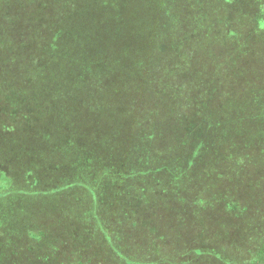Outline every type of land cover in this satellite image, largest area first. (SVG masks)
<instances>
[{
    "label": "rangeland",
    "instance_id": "obj_1",
    "mask_svg": "<svg viewBox=\"0 0 264 264\" xmlns=\"http://www.w3.org/2000/svg\"><path fill=\"white\" fill-rule=\"evenodd\" d=\"M94 3V0H87L80 5ZM262 4L264 8V0ZM4 11H7L6 20L0 28V53H5L0 56V114L6 117L3 127L11 126L10 132L23 137L21 143L16 140L20 135L3 136L0 146L7 145L18 151V146L26 145L27 149L18 148L23 163L12 173L10 183L7 181L9 176L0 178V192L6 184L17 189L7 195V199L2 198L0 264H120V261L124 264L130 251L131 255L132 251L137 252L133 254L137 255L134 261H143L135 264H149L156 260L161 261L156 264H234V255L242 261L245 257L242 264H250V255L256 253L255 245L264 243V202H247L251 211L249 215L255 216L253 223L248 215L245 218L229 216L217 199V196L229 192L236 196L241 191L240 184L234 181L236 173H232V170L239 169V164L232 163L226 169L216 168L214 163L211 166L210 160L196 174H184L185 179L168 173L158 179L111 182L114 169L111 164L126 159V149L117 150L111 144V153L103 154V148L109 143L108 135H112L115 116H120L122 106L107 104L101 108L99 103L90 104V101H96L100 79L69 69L63 58L68 52L65 47L62 46V52L60 49L54 51L53 38L59 29L65 31L67 22L65 18L62 23L57 13L65 11V7L48 18L51 21L47 27L41 28L36 23L42 15L34 11L36 15L26 16L19 15L20 12L13 7L6 6ZM217 13L220 16L222 10L219 8ZM50 24L55 25L50 27ZM20 65L27 68L19 69ZM87 76L89 81H85ZM65 77L84 79L78 87H68L61 82ZM80 96L86 99L83 104L76 100ZM152 101L141 106H145L148 112H156L153 115L142 114L137 108L139 105L128 102L129 115L133 114L129 119L134 124L133 130L137 123L149 128L156 115L160 120L173 114L170 111L172 104L162 106L154 98ZM186 103V100L179 102V113L187 112L184 109ZM80 115L102 125L96 123V130H87ZM40 127L48 130L45 132L50 137L41 144L37 139L41 136ZM78 158L85 179L94 182L88 187L81 177L69 179L66 171L59 175V171L54 170H59L58 165L68 170L69 162L76 167ZM35 162H39L36 163L38 167H32ZM47 165L56 168L48 170ZM134 165L133 160L126 161L122 173L138 175L140 167ZM244 171V176L249 177L256 169L253 165ZM34 172L37 174L34 179L24 180V176L32 178ZM17 180L21 185L12 186ZM20 187L26 189L27 196L22 195ZM160 194L165 198L159 197ZM257 220L262 221V228L256 225ZM237 225L246 228L237 235L229 233V241L219 250L211 246L213 231L219 237L228 227L231 232L233 228L230 226ZM159 233L162 237H158ZM153 238L159 244L151 243ZM197 244L205 248L203 256H199L204 258L193 261L195 251L186 250ZM177 248L182 260L176 262ZM114 250L120 254H115Z\"/></svg>",
    "mask_w": 264,
    "mask_h": 264
},
{
    "label": "trees",
    "instance_id": "obj_2",
    "mask_svg": "<svg viewBox=\"0 0 264 264\" xmlns=\"http://www.w3.org/2000/svg\"><path fill=\"white\" fill-rule=\"evenodd\" d=\"M86 1L0 0V28L6 20V6L10 9L13 7L22 16L32 15L34 12L42 15H38V28L47 27L51 21L48 18L65 7V11L57 13L62 23L65 18L67 22L65 31L59 29L53 38L54 51L60 49L59 52H62L65 47L68 52L63 58L67 60L69 69L100 79L99 93L94 99L96 101H90V104L99 103L101 108L107 104L122 106L120 116H115L112 135L108 133L109 143L105 144L103 154L111 153L112 144L117 150L121 147L126 149V159L115 160V164H111L116 171L111 170L113 177L110 181L118 183L124 179H158L168 173L185 179L184 174H196L210 160L211 166L214 163L216 168L226 169L232 163H237L239 169L232 170V173H236L234 181L237 180L238 185L240 184L241 191L236 196L234 192H229L217 196V199L222 202L229 216L232 214L245 218L248 215L254 223L255 216H250L247 202H264L262 0H94L95 3L90 6L80 5ZM219 8L222 10L220 16L217 13ZM53 25L55 24L49 26ZM23 43L27 44L28 41ZM49 51L51 50L46 52ZM3 54L0 53V56ZM70 56L71 64L68 62ZM14 65L16 68L17 65ZM22 68L26 69L27 66L20 65L19 69ZM83 79L84 77L75 80L65 77L61 82L68 87H78ZM89 79L87 76L85 81ZM80 97H76V100L83 104L86 99ZM152 98L162 106L172 104L170 111L173 114L163 116L160 120H157L156 115L151 119L152 125L149 128H143L137 123L133 130L134 124L129 121L133 114L129 115L128 102L133 106L139 105L137 108L142 114L153 115L156 112H148L144 105L141 106L147 101L153 103ZM183 100L188 102L187 107H184L187 112L179 113V102ZM80 118L87 130H96V123L102 125L83 115ZM5 121L6 117H1L0 114V142L3 136L10 138L9 135H20L16 140L22 143L20 140L23 135L10 132L11 126L3 127ZM39 131V144L50 140L45 132L48 130L40 127ZM18 148L27 149V146ZM18 148V151H14V148L7 145L0 146V178L9 176V183L12 173L15 169H20L23 163ZM78 160L76 167L69 162L68 170L62 165L57 166L59 170L50 165L46 168L59 171V175L66 171L69 179L81 177L88 187L94 182L85 179L81 159ZM130 160H133L134 167H140L138 175L122 173L126 161ZM36 163L39 164L35 162L32 167H38ZM17 164L19 165L16 166ZM253 165L256 172L252 176H244V168ZM31 174L32 178L24 176V180L37 176L36 172ZM228 184L231 185L230 181ZM14 185L21 184L17 180V183L12 184ZM8 186L6 184L0 192V212L3 207L2 198L17 190ZM19 190L23 192L22 195L27 196L26 189ZM158 196L165 198L163 194ZM256 225L262 228V221ZM230 227L233 228L234 235L246 228L241 225ZM224 232L216 237V232L213 231V239H220L225 235ZM158 237L162 235L159 233ZM123 243L125 246L124 240ZM151 243L156 244L158 241L153 238ZM133 246L135 245H131L132 249ZM195 247L194 250L186 251H195L194 256L198 257L203 255L205 248L200 244ZM254 248L256 253L250 255V264H264V243H258ZM114 251L115 254H120L119 251ZM135 253L137 252L132 251L131 255L130 251L123 263L143 262L133 260L137 256H133ZM233 259L236 260L234 264L246 261L245 257L242 261L237 255ZM160 262L156 260L150 263Z\"/></svg>",
    "mask_w": 264,
    "mask_h": 264
},
{
    "label": "crops",
    "instance_id": "obj_3",
    "mask_svg": "<svg viewBox=\"0 0 264 264\" xmlns=\"http://www.w3.org/2000/svg\"><path fill=\"white\" fill-rule=\"evenodd\" d=\"M224 232V231H223ZM225 235H223L222 237H220V239H213L212 240V243H211V246H214V247H217V248H222V246L224 245V243H226V242H228L229 241V233L231 234H233V232L231 231H229V227L225 230ZM219 245V246H217V245ZM210 246V247H211ZM186 247V249H187V245L185 246ZM196 247L195 246H190L189 247V250H194ZM185 249V250H186ZM176 251H177V253H176V257H178V258H176L175 260H176V262L178 261V259L179 260H182V257H179V251H178V248L176 249ZM176 251H174V252H176ZM201 256H203V255H201ZM169 257H172V256H169ZM201 258H204V257H198V256H194V258H193V260L194 259H197V261H198V259H201Z\"/></svg>",
    "mask_w": 264,
    "mask_h": 264
}]
</instances>
